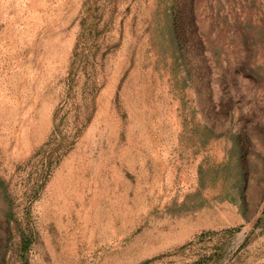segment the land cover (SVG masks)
<instances>
[{
  "label": "rangeland",
  "instance_id": "rangeland-1",
  "mask_svg": "<svg viewBox=\"0 0 264 264\" xmlns=\"http://www.w3.org/2000/svg\"><path fill=\"white\" fill-rule=\"evenodd\" d=\"M0 264H264V0H0Z\"/></svg>",
  "mask_w": 264,
  "mask_h": 264
}]
</instances>
